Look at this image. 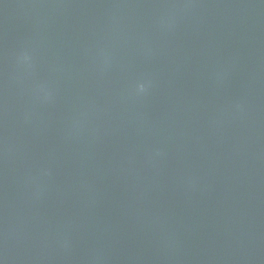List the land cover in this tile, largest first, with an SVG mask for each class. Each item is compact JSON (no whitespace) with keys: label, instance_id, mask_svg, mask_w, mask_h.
I'll return each instance as SVG.
<instances>
[{"label":"water","instance_id":"1","mask_svg":"<svg viewBox=\"0 0 264 264\" xmlns=\"http://www.w3.org/2000/svg\"><path fill=\"white\" fill-rule=\"evenodd\" d=\"M263 243L264 0H0V264Z\"/></svg>","mask_w":264,"mask_h":264},{"label":"clouds","instance_id":"2","mask_svg":"<svg viewBox=\"0 0 264 264\" xmlns=\"http://www.w3.org/2000/svg\"><path fill=\"white\" fill-rule=\"evenodd\" d=\"M140 87H141V91H143V90H144V86H143V85H141Z\"/></svg>","mask_w":264,"mask_h":264}]
</instances>
